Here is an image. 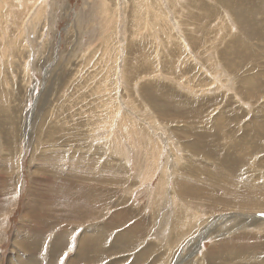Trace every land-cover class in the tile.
Returning <instances> with one entry per match:
<instances>
[{
  "label": "rangeland",
  "instance_id": "1",
  "mask_svg": "<svg viewBox=\"0 0 264 264\" xmlns=\"http://www.w3.org/2000/svg\"><path fill=\"white\" fill-rule=\"evenodd\" d=\"M0 174V264H264V0H0Z\"/></svg>",
  "mask_w": 264,
  "mask_h": 264
},
{
  "label": "bare ground",
  "instance_id": "2",
  "mask_svg": "<svg viewBox=\"0 0 264 264\" xmlns=\"http://www.w3.org/2000/svg\"><path fill=\"white\" fill-rule=\"evenodd\" d=\"M224 161V160H223ZM238 161V160H237ZM239 162V161H238ZM227 163H229V162H227ZM233 163H234V161H233ZM230 164V163H229ZM238 164L239 163H237V165H235V166H238ZM229 166V165H228ZM55 167V166H54ZM224 167V166H223ZM222 168V167H221ZM227 168V167H226ZM230 168V167H229ZM235 168H237V167H235ZM223 169V168H222ZM232 169V168H231ZM224 170V169H223ZM230 169H228V171H229ZM233 170V169H232ZM231 171V170H230ZM235 173V172H234ZM1 175V174H0ZM234 176V175H233ZM84 190V189H83ZM224 191H227V190H224ZM93 193V192H92ZM117 194V193H116ZM224 194V193H223ZM229 194V193H228ZM233 194V193H232ZM90 195V194H89ZM217 196V195H216ZM70 197V196H69ZM220 199V198H219ZM257 200V199H256ZM255 200V201H256ZM222 203H224V202H222ZM221 203V204H222ZM255 204V203H254ZM66 205V204H65ZM222 206V205H221ZM243 206V205H242ZM246 207H248V206H246ZM253 207V206H252ZM119 208V207H118ZM250 208V207H249ZM77 209V208H76ZM231 209V208H230ZM130 210V209H129ZM120 211V210H119ZM128 211V210H127ZM121 212V211H120ZM118 213V212H117ZM121 214V213H120ZM119 214V215H120ZM88 215V214H87ZM92 215V214H91ZM227 215V214H226ZM221 216H218V219L220 218ZM118 218V217H117ZM119 218H120V216H119ZM223 218V217H222ZM220 220V219H219ZM139 228V227H138ZM124 230V229H123ZM64 232V231H63ZM54 233H56V232H54ZM104 233V232H103ZM98 235V234H97ZM126 236V235H125ZM245 236V235H244ZM99 237V236H98ZM105 238V237H104ZM202 238H204V237H202ZM106 239V238H105ZM201 239V238H200ZM85 240V239H84ZM101 240V239H100ZM126 240H128V239H126V238H123L121 235H119V234H117V235H115V237H114V239H113V241H112V243L110 244L111 246H112V248H114V246L116 245V244H121L122 246L124 245V242L126 241ZM193 240H195L193 243H194V246H195V248H194V250L195 251H197L198 250V245H197V240H198V238L197 239H193ZM193 240H191V241H193ZM105 241V240H104ZM191 241H190V243H191ZM201 241V240H200ZM29 242V241H28ZM51 242V241H50ZM87 242H88V240H87ZM54 243V242H53ZM102 243V242H101ZM192 243V244H193ZM25 245V244H24ZM32 245V244H31ZM60 245V244H59ZM58 245V246H59ZM100 245V244H99ZM110 245H109V247H110ZM29 247V246H28ZM27 247V248H28ZM90 248L91 247H86V248H84V259L86 260L87 259V257H88V254L90 253ZM200 248V247H199ZM52 249V248H51ZM197 249V250H196ZM65 250V249H64ZM102 250V249H101ZM54 251H55V249H54ZM92 251V250H91ZM51 252H53V251H51ZM56 252H57V250H56ZM60 252H62V251H60ZM223 252V251H222ZM55 253V252H54ZM78 253L79 254H83V249H80L79 251H78ZM216 253V252H215ZM223 255V254H222ZM229 255V254H228ZM34 256V255H33ZM48 257H50L51 259L54 257V255H52V254H50V252H49V254H48ZM75 257V256H74ZM79 257V256H78ZM82 257V256H81ZM98 257V256H97ZM18 258V257H17ZM33 258V257H32ZM217 258V257H216ZM49 259V258H48ZM72 260V259H71ZM34 261V260H33ZM53 261V260H52ZM177 261V260H176ZM32 261H30V263H31ZM75 259L73 258V260H72V262L71 261H68V264H75ZM36 262L34 261V264H35ZM56 262H54V263H52V264H55ZM177 264V263H176Z\"/></svg>",
  "mask_w": 264,
  "mask_h": 264
},
{
  "label": "snow or ice",
  "instance_id": "3",
  "mask_svg": "<svg viewBox=\"0 0 264 264\" xmlns=\"http://www.w3.org/2000/svg\"><path fill=\"white\" fill-rule=\"evenodd\" d=\"M261 215H264V213H262Z\"/></svg>",
  "mask_w": 264,
  "mask_h": 264
}]
</instances>
